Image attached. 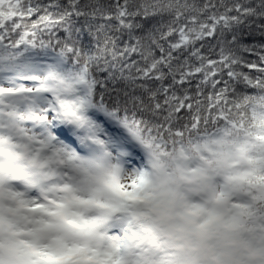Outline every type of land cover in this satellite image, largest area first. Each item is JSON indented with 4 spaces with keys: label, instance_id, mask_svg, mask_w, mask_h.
Returning a JSON list of instances; mask_svg holds the SVG:
<instances>
[{
    "label": "snow or ice",
    "instance_id": "1",
    "mask_svg": "<svg viewBox=\"0 0 264 264\" xmlns=\"http://www.w3.org/2000/svg\"><path fill=\"white\" fill-rule=\"evenodd\" d=\"M0 264H264V0H0Z\"/></svg>",
    "mask_w": 264,
    "mask_h": 264
}]
</instances>
